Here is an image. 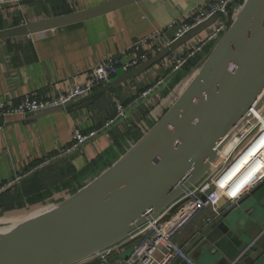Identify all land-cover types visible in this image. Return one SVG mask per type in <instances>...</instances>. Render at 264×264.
Instances as JSON below:
<instances>
[{"label":"water","instance_id":"95a60500","mask_svg":"<svg viewBox=\"0 0 264 264\" xmlns=\"http://www.w3.org/2000/svg\"><path fill=\"white\" fill-rule=\"evenodd\" d=\"M139 1L104 0L0 29V39L52 31ZM217 17L215 13L195 25L167 49L90 95L106 92L150 69L207 32ZM73 104L71 99L31 118ZM162 105L161 113L138 139L75 191L4 213L14 218L11 224L0 227V264L87 261L124 242L197 185L226 143L252 118L251 106L259 109L264 105V0L242 1L225 31L179 80ZM243 201L238 199L228 206L221 198L216 203L220 214L198 227L184 248L192 262L203 259L209 264H264V204L251 201L248 207L240 208Z\"/></svg>","mask_w":264,"mask_h":264},{"label":"crops","instance_id":"0c3cea01","mask_svg":"<svg viewBox=\"0 0 264 264\" xmlns=\"http://www.w3.org/2000/svg\"><path fill=\"white\" fill-rule=\"evenodd\" d=\"M80 1L73 0V8L68 5L71 11L89 6H81ZM102 1L104 0H98L90 6ZM208 1L141 0L52 31L0 39V102L8 100L17 102L28 94L45 97L67 91L71 86L83 83L87 71L99 61L120 55L133 41L157 29H163L165 35L161 50L163 51L175 41L173 40L175 27H168V24L173 19L182 21ZM16 16L19 17V23L13 24ZM49 16L53 15L36 13L25 1L18 8H12L5 17L0 15V29ZM204 34L192 38L140 75L111 86L106 92L91 95L84 101L76 99L73 105L61 111L37 118H31L34 114L0 117V187L4 182L23 173L24 169L35 161H44L51 157L57 148L68 146L72 141L73 129L78 128L86 133L102 127L115 113L117 100L125 106L124 118L102 129L70 154L45 164L49 168L41 169L43 179L49 188L59 186L61 179L66 181L69 179L68 190L59 193L60 195L70 193L71 186L96 175L123 153L155 121L169 92L191 70L181 69L169 74L162 61H169L173 55L186 52ZM123 74L119 71L112 81ZM177 74L181 77L174 81ZM161 77L164 79L154 91L147 96H140V90L154 84ZM136 136L138 138L135 139ZM66 165H70L76 171L74 179H70L71 175L67 176V179L64 177ZM88 166L89 170L84 171ZM249 172V169L237 170L234 173L235 183L240 184ZM36 173L37 171L29 175L33 176ZM227 196H231V193ZM239 199L244 200L240 208L248 207L251 201L264 204V180L247 188ZM219 214L220 211L215 213L210 207L199 210L175 233L174 241L185 248L193 232ZM218 245H222V242ZM130 248L131 243L128 242L118 245L114 253L108 256L107 264H123L122 256L129 253ZM160 257L161 254L157 252L155 258ZM168 264L187 263L174 259ZM196 264L209 263L201 259Z\"/></svg>","mask_w":264,"mask_h":264},{"label":"built area","instance_id":"2783aa9c","mask_svg":"<svg viewBox=\"0 0 264 264\" xmlns=\"http://www.w3.org/2000/svg\"><path fill=\"white\" fill-rule=\"evenodd\" d=\"M25 1L28 0H0V15L5 17L12 8H18L20 4ZM242 1L243 0H209L182 21L173 19L168 24V27H175L173 40H176L192 27L213 14L217 13L218 15L214 24L205 32L204 36L197 44L180 55H173L169 61H162V65L166 68L167 72L171 74L181 70L188 60L196 58L202 52L206 51L228 27L232 16L238 10ZM66 2L71 8L74 7L73 0H66ZM164 36L163 29H157L149 35L133 41L126 50L120 53V55L107 57L91 67L86 73L84 82L71 86L67 91L49 94L45 97H37L36 95L28 94L17 102H12L10 100L0 102V117L31 115L48 107L63 106L66 101L71 99L76 100L87 97L101 86L109 85L119 71L127 73L141 62L159 53L164 45ZM163 79L164 77L159 78V80L157 79L154 84L144 89L140 93V96L149 95ZM249 113L252 115V118L231 137L228 141V149H226L223 154H219L218 159L207 175L197 185L185 191L183 195L176 199L162 213L147 221L137 232L120 243L123 244L136 240V242L131 245L128 257L122 259L121 263L168 264L170 261L178 259L187 264H196L190 260L184 247L178 245L174 241L173 237L175 233L199 210L210 207L217 213L215 205L221 198H224L228 206H231L237 202L241 194L247 188L264 180V105L259 109L255 108V105L251 106ZM124 115L125 106L116 100L114 116L106 120L102 127L86 133L78 128L73 129L72 141L68 146L57 148L52 156L42 161V163L31 168L27 172L14 176L0 187V192L14 184H19L23 178L31 174L37 168H40L54 159L62 158L70 154L89 138L96 136L99 131L110 126L117 120L124 118ZM251 148L254 154L251 156L247 166H254L258 175L248 183L244 189L239 191L235 197H228L226 190L235 184L236 179H227L223 183L225 187L220 186V181L224 178L223 176L234 162ZM211 186H213L212 191L206 194ZM117 246L103 251L95 257L79 264L88 263L93 259L96 260L97 264H107L108 256L110 253H114ZM157 252L161 254L159 259L155 258Z\"/></svg>","mask_w":264,"mask_h":264},{"label":"trees","instance_id":"16d2710c","mask_svg":"<svg viewBox=\"0 0 264 264\" xmlns=\"http://www.w3.org/2000/svg\"><path fill=\"white\" fill-rule=\"evenodd\" d=\"M28 4H30L36 13L40 14H52V15H60L65 14L68 12H71V9L69 8L67 2L65 0H28L26 1ZM19 23V17H15L13 24ZM197 61V57L188 60V62L184 65L182 68L183 70H187L188 68H191L195 65ZM179 74V73H178ZM177 74V75H178ZM181 75H178L176 78H174V81H177L180 79ZM148 86L144 87L141 92L146 89ZM138 92V95L140 93ZM91 97V95L89 96ZM125 104V103H124ZM115 114V113H114ZM112 115V117L114 116ZM138 138V136L135 137V139ZM43 160H37L34 164L26 167L24 169V172H27L30 168L37 166L38 164L42 163ZM49 168V166H41L40 168H37L32 173L37 171L36 174H34L31 178H29L26 182L22 183L20 182L19 187L14 188L13 190L5 188L0 192V216L4 213L22 209L26 205L36 206L41 203H44L46 200L51 199L55 194H59L63 192L64 190H68L67 186L70 185V181L61 179L59 186L49 188L46 184L45 180L43 179V173L41 169ZM90 166H88L84 171H88ZM49 170V169H48ZM66 170L64 174V177L71 175V178L76 177V171H74L70 165H66ZM68 174V175H67ZM85 180L80 182L78 185L71 186L70 193L75 191L78 187H80ZM5 184V182H4ZM58 197V196H57ZM136 242V240L130 241L128 243H131V245ZM85 264H97L96 261H90Z\"/></svg>","mask_w":264,"mask_h":264},{"label":"bare ground","instance_id":"6f19581e","mask_svg":"<svg viewBox=\"0 0 264 264\" xmlns=\"http://www.w3.org/2000/svg\"><path fill=\"white\" fill-rule=\"evenodd\" d=\"M110 85V84H109ZM102 87V86H101ZM95 91V90H94ZM228 145L229 142L226 143V145L224 146V148L220 151V154H223L224 151H226V149H228ZM253 149H249L248 151H246L245 153H243L235 162L234 164L231 166V168L226 172V174L223 176L224 178L220 181V186L225 187L223 185V183L227 180V179H235L234 178V173L239 170V169H249L250 172L249 174L243 178L244 180L240 183V184H233V186L231 188H229L227 191L228 193H231L230 197H235L239 191H241L242 189H244L245 186L248 185V183H250L254 178L257 177V170L254 166H247V163L249 162V160L251 159V156L253 155ZM246 164V165H245Z\"/></svg>","mask_w":264,"mask_h":264},{"label":"rangeland","instance_id":"374dc122","mask_svg":"<svg viewBox=\"0 0 264 264\" xmlns=\"http://www.w3.org/2000/svg\"><path fill=\"white\" fill-rule=\"evenodd\" d=\"M96 1H98V0H81L80 1V5L81 6H86V5H91L92 3H95ZM88 6V7H89ZM204 36V35H203ZM202 36V37H203ZM195 44H197V42H195ZM194 44V45H195ZM208 49V48H207ZM205 52V51H204ZM204 52H202L200 55H198L199 57L197 58V60L204 54ZM22 183H24V182H22ZM19 185H20V183L19 184H17L16 186H14V187H12V188H8V189H11V190H13L14 188H17V187H19ZM25 207H27V206H25ZM7 214H5V215H2V216H0V227L1 226H7V225H9V224H11V221H10V219H12V218H14V216H12L11 217V215L10 216H6ZM16 216V215H15Z\"/></svg>","mask_w":264,"mask_h":264}]
</instances>
